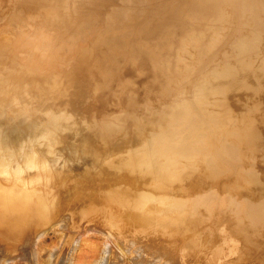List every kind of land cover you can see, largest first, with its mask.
<instances>
[{
    "label": "rangeland",
    "instance_id": "rangeland-1",
    "mask_svg": "<svg viewBox=\"0 0 264 264\" xmlns=\"http://www.w3.org/2000/svg\"><path fill=\"white\" fill-rule=\"evenodd\" d=\"M94 2L106 5L103 15L132 8L123 0H0V80L15 88L27 72L52 87L12 101L5 117L0 111L1 145L6 118L15 124L10 149L0 147V163L13 170L12 197L0 199L9 216L0 264H101L106 253L141 264L152 249L143 254L127 237L160 247L170 264H264V224L241 216L264 208V0H143L111 32L95 19ZM45 11L81 38L41 21ZM88 20L105 40H84ZM44 22L53 67L40 50H17L25 23L34 33ZM119 55L128 56L121 71L135 73L106 98L95 65Z\"/></svg>",
    "mask_w": 264,
    "mask_h": 264
},
{
    "label": "bare ground",
    "instance_id": "bare-ground-1",
    "mask_svg": "<svg viewBox=\"0 0 264 264\" xmlns=\"http://www.w3.org/2000/svg\"><path fill=\"white\" fill-rule=\"evenodd\" d=\"M97 1V0H96ZM124 2H129V4L132 6V8H130V10H128L127 11V7H123V6H120V7H117V8H113V10H110L109 11V13L107 12L105 15H103V12H104V9L106 8V5L105 4H103L102 6H98V3H96V2H94V3H96L95 4V7L97 8V9H99V13H98V15H96L97 13H95V19L97 20V22L98 21H100L101 23H102V21H103V23H102V26H104V24H106L105 25V28H106V26L107 25H109L110 27H111V29H109L110 30V32L111 31H113L114 29H116V28H120V27H122V26H124L126 23H127V19H129L128 17H130V16H132V15H134V14H136V13H127V12H129V11H134V10H136V8L140 5V4H142V2H143V0H123ZM45 2L47 3H49L50 2V0H45ZM120 2V1H119ZM56 6V8H57V10H61L62 9V6L63 5H61V4H56L55 5ZM125 9H126V11H125ZM102 15L104 16V18L102 19ZM31 16H33V15H27V18L26 17H23L22 18V20L24 21L25 19V21H27L29 18H31ZM35 16V15H34ZM29 17V18H28ZM39 19L41 20V21H43V19H45V22L47 23V20L48 21H53L54 22V24H53V27L54 28H56V29H63L62 30V32L63 33H67L69 36L71 35L72 36V39L74 38V36L76 35L77 37H79V38H81V33L80 32H77L78 30H76V31H74V29L73 28H71V27H66V25H65V22L63 21V19H54V18H51V14L48 12V11H45V13H43V14H39ZM102 19V20H101ZM22 21V22H23ZM24 21V22H25ZM43 23V28H41V30H40V32H37L36 30V32L34 31V33L33 32H31L32 30H29L28 28H33L34 27V25H31V24H28V25H26V23H25V27H26V29L25 28H23V26H22V28H23V30H24V33H25V35L23 36V38H22V40L20 41V43H19V45H18V48H17V50H20V52H24V53H30L31 51L32 52H34V51H39L40 50V52L41 53H43V54H41V55H43V56H45V60H44V66H48V67H53L54 65H57L56 64V62H54V60H53V58H51L50 56H48L50 53H48L47 52V50H46V52H44L43 50H44V47H48V45L49 44H51V42H53L54 41V39L53 38H50V36H49V34H48V32H50L49 31V27L47 26V24L46 23ZM75 24H76V22H74ZM23 24V23H22ZM21 23H19V25H22ZM82 25L86 28L85 29V31H87V33L88 34H86V33H83V34H86V35H84V40H86V39H89V38H96L97 40H99V41H102V40H105L104 38V36H102L101 35V33L98 31V29L92 24V21L90 22V20H88L87 22H82ZM78 25H76V27H77ZM101 26V25H100ZM101 26V27H102ZM109 28V27H108ZM107 28V29H108ZM30 31H28V30ZM51 29V28H50ZM102 30V29H101ZM81 31V30H80ZM103 31V30H102ZM108 31V30H107ZM106 31V32H107ZM61 32V33H62ZM82 32V31H81ZM109 32V31H108ZM109 32V33H110ZM56 34V33H55ZM60 34V32L58 33V36H61V34ZM75 34V35H74ZM57 35V34H56ZM63 35V34H62ZM76 37V38H77ZM75 39V38H74ZM78 39V38H77ZM56 45V44H55ZM61 45V44H60ZM65 46V45H64ZM67 46V45H66ZM65 46V47H66ZM62 48H63V44H62V46H61ZM64 47V48H65ZM68 47V46H67ZM66 47V48H67ZM62 48H60L61 49V51H63L62 50ZM69 48V47H68ZM67 48V49H68ZM159 48V47H158ZM157 50V49H156ZM2 51V49H1V46H0V53H2L1 52ZM16 51V50H15ZM65 51H67V50H65ZM65 51H63V52H65ZM70 51H71V49H70ZM135 52H133V54H135V55H145V56H148L149 58H153V55H154V53H153V51L152 50H149L148 52H144V51H142V50H138V49H135L134 50ZM68 52V51H67ZM6 53V52H5ZM71 53H73V51L71 52ZM53 54V53H52ZM62 54V53H61ZM131 54V53H130ZM1 55V54H0ZM30 55V54H29ZM27 56V55H26ZM55 56V55H54ZM60 56V55H59ZM131 56V55H130ZM23 57V56H22ZM34 57V56H33ZM63 57V56H62ZM127 57L128 56H125V55H119V56H106L105 58V61L104 62H102V63H100V65H95V67H96V75H102V74H104V79H103V81H102V85L101 86H99L100 87V89H101V93H103L102 95H104V97H106V98H112V97H114V99H115V97H117L118 96V93H117V91L119 90V89H123L124 87H126V86H128L129 85V81H130V78H131V74H133V73H135V72H130V73H128L127 71H121V69H120V66L122 65V63H125V61H127ZM26 58V57H25ZM72 58H73V56H72ZM134 58V57H133ZM141 58V57H140ZM27 59V58H26ZM33 59V58H32ZM138 59H139V57H138ZM142 59V58H141ZM19 60H20V58H19ZM129 60V59H128ZM136 60V59H135ZM134 60V61H135ZM151 60V59H150ZM28 61V60H27ZM32 61V60H31ZM31 61H29V64L30 63H32ZM131 61V60H130ZM134 61H133V63H134ZM143 61H144V58H143ZM19 62V61H18ZM136 62V64H137V61H135ZM141 62V61H140ZM21 63V62H20ZM34 63H36V62H34ZM132 63V62H131ZM147 63H149V60H148V62ZM151 64L153 63V61L152 62H150ZM113 64V65H112ZM135 64V65H136ZM112 65V66H111ZM139 65H141V64H139ZM149 65V64H148ZM20 66V65H19ZM28 66V65H27ZM35 66H38L37 65V63L35 64ZM42 66V65H41ZM142 66V65H141ZM150 66V65H149ZM152 66V65H151ZM153 67H154V65H153ZM42 68V67H41ZM41 68H39V69H41ZM77 68V67H76ZM132 68V70H130V71H133L134 69H135V67L134 66H132L131 67ZM156 69V68H155ZM79 70V69H78ZM157 70V69H156ZM107 73H109V74H111L110 75V77H105V75L107 74ZM158 73V72H157ZM26 74L28 75L23 81H21V83L20 84H18L15 88L14 87H11V88H9V89H7V87L4 85V83L0 80V111L2 112L1 113V115L3 116V117H5V115H6V113L8 112L6 109V107H9V106H11L13 103H12V101H14V102H16L17 100H22V99H26L27 100V97H26V95H27V93H32L34 96L36 95L37 97H41V94H40V92L42 91L41 90V86L42 87H46L44 84H43V81H42V79L40 78H38V77H36L34 74L33 75H31V73H27L26 72ZM69 78V77H68ZM67 78V79H68ZM72 80H70V82H71ZM70 82H68L69 84H72V82L70 83ZM65 83H66V81H65ZM74 83V85H75V82H73ZM229 84H230V82H228ZM53 84V83H52ZM67 84V83H66ZM228 84V85H229ZM57 85H60L59 87H62V85H61V83L59 84H55V86L54 87H58ZM74 85H72V86H74ZM47 86H48V84H47ZM72 86H71V88H72ZM131 86V85H130ZM65 87V86H64ZM70 87V86H69ZM202 87V86H201ZM40 88V89H39ZM46 88H52V87H46ZM39 89V90H38ZM43 89V88H42ZM66 89H68V88H66ZM5 91H10V93L8 92V95H10V97H3L1 94H3ZM37 91V92H36ZM39 92V93H38ZM26 93V95H23V94H25ZM100 95V94H99ZM68 97H70V96H68ZM201 96H199V98H200ZM239 100V99H238ZM200 101V100H199ZM77 102V101H76ZM112 102V101H111ZM198 102V101H197ZM235 103V102H234ZM237 103V102H236ZM197 104V103H196ZM235 105H237V104H235ZM77 107V106H76ZM73 108V107H72ZM78 108V107H77ZM77 108H76V110H77ZM69 109V108H68ZM152 110H154V109H152ZM262 110V109H261ZM65 111V110H64ZM67 112V111H66ZM73 112V111H72ZM154 112V111H153ZM74 115V114H73ZM2 119H4V118H2ZM7 119V120H6ZM6 119H4V120H6L7 122H8V125L7 126H4V128H10L9 129V132L7 133V135L5 136H2V138L3 139H5V140H7L6 142H2V145H1V143H0V147H4V148H7V149H10V147H11V145H12V140H11V137L10 136H8V135H11V132H14V129H12V126H15V124H14V122H13V119L12 120H9L8 118H6ZM228 120V119H227ZM262 125V124H261ZM261 127V126H260ZM14 128V127H13ZM259 128V127H258ZM264 128V127H263ZM212 133V132H211ZM264 133V132H263ZM216 144V143H215ZM4 145H6V146H4ZM6 164H8L7 166H3L1 163H0V199L4 202V201H9V199H10V197H12V194H11V189H12V187H11V184H12V175H13V170H11L12 169V165L7 161V163ZM2 165V166H1ZM9 166V167H8ZM19 177H21V175L19 176ZM8 192V193H7ZM3 193H5V194H3ZM6 195V196H5ZM241 216H244V219H242L243 221L244 220H247L253 227L255 226V224L257 225V224H264V208H262L261 206H259V204H257V205H255L253 208H251V210L250 209H248L247 211H245L244 213H242L241 214ZM241 216L240 215H238V217L239 218H241ZM8 218H9V216H8V214H7V206L4 208V207H0V229H2V226L4 225V224H7L8 223ZM235 218H237V216L235 217ZM42 219V218H41ZM36 220V223L35 224H31L29 227L30 228H34V227H38V226H40L41 225V221L42 220ZM240 220V219H239ZM38 225V226H37ZM4 230V229H3ZM45 231V230H44ZM4 233H7V232H5V231H3ZM14 232H15V230H14ZM32 232V231H31ZM103 232V231H102ZM101 232V233H102ZM27 233L29 234L30 233V230L28 229V231H27ZM33 233V232H32ZM31 233V234H32ZM11 235H9V237H10ZM29 236V235H28ZM32 236V235H31ZM37 236V235H36ZM108 236V235H107ZM38 237V236H37ZM80 238V237H79ZM84 238V237H83ZM125 238V237H124ZM123 237L121 238V239H124ZM39 240V239H38ZM125 240H129V242H130V244L132 243L134 246L136 245L139 249V251H142V253L144 254V252H145V249L144 248H146V249H152V251H150L149 252V250H148V254L149 255H147V260H146V258H145V260L143 259V257H142V259L143 260H141L140 258L138 259V260H140L141 261V264H151V263H153L152 262V260L153 261H156V262H162L163 264L165 263V264H170L166 259H165V256H164V254H160V251L157 249V248H160V247H158V246H156V245H153L152 244V242L151 243H146V244H144V243H138L136 240L135 241H131L128 237L127 238H125ZM76 241V240H75ZM79 241V239L76 241V242H78ZM105 241V240H104ZM15 242H17L16 240H15ZM28 242H29V240H28ZM106 242V241H105ZM105 242H104V245L105 246H107L106 244H105ZM120 242V241H119ZM135 242V243H134ZM136 242H137V244H136ZM107 243V242H106ZM109 243V242H108ZM107 243V244H108ZM113 243V242H112ZM29 244V243H28ZM77 244V243H76ZM114 244H116V242L114 243ZM113 244V245H114ZM117 244H120V243H117ZM36 245V244H35ZM121 245H122V243H121ZM149 245H152V246H154V247H152V246H149ZM2 246V245H1ZM104 246V247H105ZM109 246V245H108ZM117 246V245H116ZM115 246V247H116ZM112 247V246H111ZM119 247H121V246H119ZM131 247V246H130ZM157 247V248H156ZM3 248V247H2ZM106 248H108V247H106ZM106 248H105V250H106ZM6 249V248H5ZM36 249V248H35ZM110 249H112V248H110ZM119 249V248H118ZM117 249V250H118ZM165 249V247L163 248V250ZM79 250V249H78ZM105 250H104V252H105ZM133 250H135V248H133ZM67 251V250H66ZM136 251V250H135ZM138 251V253H140ZM104 252H102V255H103V253ZM110 252H111V250H110ZM112 253V252H111ZM110 253V254H111ZM136 253H137V251H136ZM141 253V254H142ZM116 254V253H115ZM141 254H140V257H141ZM105 255V254H104ZM101 256L100 258H99V260L98 261H100V263L102 264H108V262H110V263H112V264H119V262L118 261H115L114 259H113V256H109L110 258H108L107 257V253H106V255L105 256ZM114 255V254H113ZM134 256H136V255H134ZM143 256V255H142ZM123 257V256H122ZM53 258V257H52ZM124 258V257H123ZM137 258H138V256H137ZM137 258H135V259H137ZM148 258L150 259V261H151V263H150V261L148 260ZM134 259V261H136ZM123 260V259H122ZM137 260V261H138ZM128 261V260H127ZM140 261H139V263H140ZM105 262V263H104ZM129 262V261H128ZM132 262V261H131ZM138 263V262H137ZM157 264V263H156Z\"/></svg>",
    "mask_w": 264,
    "mask_h": 264
}]
</instances>
